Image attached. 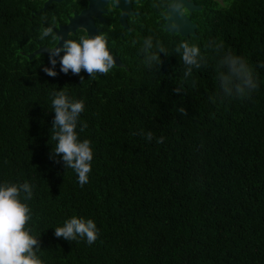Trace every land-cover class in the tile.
Returning a JSON list of instances; mask_svg holds the SVG:
<instances>
[{
  "label": "trees",
  "instance_id": "obj_1",
  "mask_svg": "<svg viewBox=\"0 0 264 264\" xmlns=\"http://www.w3.org/2000/svg\"><path fill=\"white\" fill-rule=\"evenodd\" d=\"M45 1L0 0V184L35 186L26 228L39 237L38 258L43 264H264V68L258 67L264 0H191L201 8L184 12L195 24L187 36L164 31L153 0L135 1L140 14L130 16V32L117 15L98 23L124 65L95 79L84 70L62 73L59 56L50 77L42 70L52 67L49 56L28 57L40 45L56 44L39 39L43 24L54 17L58 27L85 3L53 2L37 14ZM148 36L169 54L160 53L161 63L151 68L140 51ZM184 40L207 57V66L188 78L174 51ZM210 42H222L254 68L259 87L249 98H222L219 56L206 47ZM59 90L85 105L79 120L87 128L80 132L78 125L77 132L91 141L93 160L83 187L59 156L50 158ZM141 130L164 143L133 135ZM72 216L96 223L95 243L54 236Z\"/></svg>",
  "mask_w": 264,
  "mask_h": 264
},
{
  "label": "clouds",
  "instance_id": "obj_2",
  "mask_svg": "<svg viewBox=\"0 0 264 264\" xmlns=\"http://www.w3.org/2000/svg\"><path fill=\"white\" fill-rule=\"evenodd\" d=\"M117 5L118 0H113ZM159 10L164 20L168 21V27L179 31V26L173 21L169 24L172 12L183 16L185 6L182 0H153L151 5ZM171 10V11H169ZM57 25L53 17L47 26L43 24L40 28L39 39L47 37L58 44L63 40L60 47L49 48V62L52 67H44L42 70L50 77L57 75L54 68L59 56L60 71L67 74L71 71L79 75L81 70L86 71L89 77L96 78V74L107 75L116 66L114 56L108 49V36L99 32L94 36L80 35L78 39H64L57 34ZM85 33L86 29L83 30ZM175 32V31H174ZM133 44L136 41H132ZM206 47L211 48L219 59L216 64V76L222 93V98L246 99L259 87L257 73L248 61L233 54L229 49L224 51L222 42H210ZM144 63L148 67L158 66L161 63L160 53L168 56L167 48L152 36L144 39L141 47ZM175 53L180 55L185 66L184 77L193 75V69L207 66V57L195 44H189L184 40L176 45ZM64 54L60 56V53ZM264 68V64L258 65ZM84 81L81 77V82ZM195 86V80H193ZM184 91L183 87H177L174 92L179 94ZM52 108L55 113L51 127V139L56 142L54 150H51L50 158L59 156L65 168H71L77 174L78 184L83 187L89 181V173L92 171L93 150L91 141L78 138L77 128L83 132L87 128L86 123H80V115L85 110L83 100H74L68 94L59 90L53 93ZM209 100L215 103L214 97ZM181 115H186L184 108H179ZM143 135L148 142L154 138L156 143H164L165 137H154L152 131L133 133ZM59 162V161H56ZM29 182L0 184V264H43L38 258L37 252L40 248L39 237L31 235L32 229L26 228L31 220V209L26 203L33 198V188ZM99 230L92 219L72 216L67 219L63 226L54 228V236L63 238L69 242L77 239H86L88 245H92L98 239Z\"/></svg>",
  "mask_w": 264,
  "mask_h": 264
},
{
  "label": "water",
  "instance_id": "obj_3",
  "mask_svg": "<svg viewBox=\"0 0 264 264\" xmlns=\"http://www.w3.org/2000/svg\"><path fill=\"white\" fill-rule=\"evenodd\" d=\"M64 0H46L41 8V10L37 13L40 14L41 12L45 11L51 3H61ZM87 2V8L81 11L79 14H74L72 17L68 18L67 24L60 25L55 30L58 35L67 39L69 35L75 34L77 30H84L86 29L87 32L85 34L89 36H94L98 34V30L94 25V20L100 21L102 19V15L106 13L105 6L108 0H85ZM113 4V8L120 11V18L119 23L123 27V29H127V22L126 18L129 14L136 15L132 10V5L129 0H118L117 5L114 4L113 0H111ZM185 8V12L189 15L193 11L200 10V6H195L191 0H182ZM171 11V10H169ZM183 15L180 16L176 12H172L169 24L173 21L179 26L178 30L170 29L168 27V21L165 22L163 25V29L165 32L168 33H179L181 36H187L189 34H194V27L195 24L191 23L188 16ZM175 31V32H174ZM57 43V42H56ZM63 44V40L59 41L58 44L54 45L53 47L57 46L60 47ZM51 47V48H53ZM49 48L46 45H40L37 49H35L32 53L28 54L29 58H32L34 55L38 53L45 54L49 56ZM116 61V66H123L124 64L120 61L119 57L113 55ZM55 58V57H54Z\"/></svg>",
  "mask_w": 264,
  "mask_h": 264
},
{
  "label": "flooded vegetation",
  "instance_id": "obj_4",
  "mask_svg": "<svg viewBox=\"0 0 264 264\" xmlns=\"http://www.w3.org/2000/svg\"><path fill=\"white\" fill-rule=\"evenodd\" d=\"M74 1H76V2H78V0H74ZM130 1V3H131V5H132V10L135 12V13H138V14H136V15H131V14H129L128 16H127V18H126V22H127V29H123V27H122V29L123 30H126L127 32H130L131 31V27L128 25V20H129V18H130V16H133V17H135V16H138L139 14H140V11L138 10V6H139V3H137V4H135L134 2L135 1H138V0H129ZM84 2L85 3H83V4H80V7L78 8V9H76V10H72V13H71V15H68V16H66L67 17V21H68V18H70V17H72L74 14H79L81 11H83V10H85L86 8H87V2L84 0ZM105 11H106V13L105 14H103L101 17H102V19L100 20V21H97L96 19L94 20V25H95V27H96V29L98 30V33L99 32H101L102 30H101V28L100 27H98L99 26V24L98 23H100V25H102V23L106 20L105 18H107V17H109V16H118V22H119V18H120V11L119 10H117V9H114L113 8V4H112V2H111V0H108L107 1V4H106V6H105ZM110 13V14H109ZM65 24H67V22L66 23H64V24H60V25H65ZM120 24V23H119ZM60 25H58V26H60ZM56 30V29H55ZM54 30V31H55ZM78 31H82V30H77L76 32H75V34L78 32ZM82 32H84V31H82ZM84 35H85V32H84ZM51 48V47H50Z\"/></svg>",
  "mask_w": 264,
  "mask_h": 264
},
{
  "label": "rangeland",
  "instance_id": "obj_5",
  "mask_svg": "<svg viewBox=\"0 0 264 264\" xmlns=\"http://www.w3.org/2000/svg\"><path fill=\"white\" fill-rule=\"evenodd\" d=\"M220 5H224L223 4V0H216Z\"/></svg>",
  "mask_w": 264,
  "mask_h": 264
}]
</instances>
